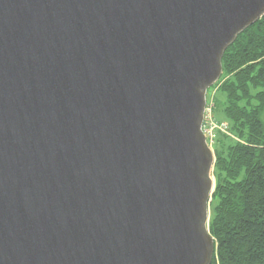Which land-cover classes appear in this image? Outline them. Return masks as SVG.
Returning <instances> with one entry per match:
<instances>
[{
  "label": "water",
  "instance_id": "obj_1",
  "mask_svg": "<svg viewBox=\"0 0 264 264\" xmlns=\"http://www.w3.org/2000/svg\"><path fill=\"white\" fill-rule=\"evenodd\" d=\"M264 0H0V264H211L223 53Z\"/></svg>",
  "mask_w": 264,
  "mask_h": 264
},
{
  "label": "trees",
  "instance_id": "obj_2",
  "mask_svg": "<svg viewBox=\"0 0 264 264\" xmlns=\"http://www.w3.org/2000/svg\"><path fill=\"white\" fill-rule=\"evenodd\" d=\"M221 64L212 87L224 95L229 134L219 132L213 149L211 264H264V15L239 34Z\"/></svg>",
  "mask_w": 264,
  "mask_h": 264
},
{
  "label": "rangeland",
  "instance_id": "obj_3",
  "mask_svg": "<svg viewBox=\"0 0 264 264\" xmlns=\"http://www.w3.org/2000/svg\"><path fill=\"white\" fill-rule=\"evenodd\" d=\"M213 86V85H212ZM210 87L209 90L206 93V112H205V128H203V132L206 136V143H208V146L214 153V145H215V139L217 138L218 133H226L229 134L228 128L226 131L224 130V127L228 125V120L225 119L224 114L221 109V104L225 100L224 95L219 91V88L217 87ZM223 129V130H222ZM214 164V163H213ZM214 168V166H213ZM214 183H215V177L213 175V170L211 173ZM215 188V186H214ZM212 199V197H211ZM211 202V201H210ZM209 215H208V224L210 221V203H209ZM207 224V226H208Z\"/></svg>",
  "mask_w": 264,
  "mask_h": 264
},
{
  "label": "built area",
  "instance_id": "obj_4",
  "mask_svg": "<svg viewBox=\"0 0 264 264\" xmlns=\"http://www.w3.org/2000/svg\"><path fill=\"white\" fill-rule=\"evenodd\" d=\"M204 110H205V112H206V106H205V108H204ZM205 112H204V115H203V124H202V130H203V128H205V126H204V124H205ZM223 130V129H222ZM227 130V125L224 127V130L223 131H226ZM204 131V130H203Z\"/></svg>",
  "mask_w": 264,
  "mask_h": 264
}]
</instances>
